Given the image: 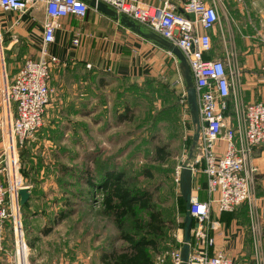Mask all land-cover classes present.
Segmentation results:
<instances>
[{
	"label": "rangeland",
	"instance_id": "rangeland-1",
	"mask_svg": "<svg viewBox=\"0 0 264 264\" xmlns=\"http://www.w3.org/2000/svg\"><path fill=\"white\" fill-rule=\"evenodd\" d=\"M238 4L242 7L243 46L235 45L234 54L239 61L254 57L257 49L264 55V0H239ZM41 14L39 21L44 19V10ZM0 15L8 13L0 10ZM1 31L2 59L9 78L36 50L21 34ZM213 49L217 52L218 45ZM11 65L15 67L12 71ZM240 67L244 71L242 64ZM163 86L120 79L81 64L54 69L46 122L16 149L21 180L32 190L30 200L21 208L30 252L23 257L20 245V264L73 263L78 255L93 261L95 255L94 264H100L102 249L126 246L118 239L113 220L103 214L101 195L87 194L82 182L84 170L93 172L104 161L124 168L132 187L149 190L152 203L167 221L165 245L183 244L184 203L174 173L189 158L194 127L182 86ZM126 104L132 110L120 122L117 113H124ZM157 148L169 154L166 161H158ZM143 170L153 177L145 176ZM80 210H85L81 216ZM63 212L71 215L53 225ZM139 217L146 220L147 214L140 212ZM49 227L53 228L49 237L42 238L41 232ZM125 229L133 232L131 220ZM0 264H19L9 228L0 233Z\"/></svg>",
	"mask_w": 264,
	"mask_h": 264
},
{
	"label": "built area",
	"instance_id": "built-area-1",
	"mask_svg": "<svg viewBox=\"0 0 264 264\" xmlns=\"http://www.w3.org/2000/svg\"><path fill=\"white\" fill-rule=\"evenodd\" d=\"M95 1L177 46L193 75L202 128L197 155L177 167L174 180L180 186L183 165L189 164L194 177L198 171L205 175L208 199L201 201L199 188L193 189L190 212L194 225L188 264H233L223 252H213L212 233L219 229V223L212 213L214 210L220 214L233 213L242 205L249 212L256 262L261 264L256 208L262 199L254 191L258 168L252 159L255 150L264 147V103H241L237 94L241 68L234 52H227L225 58L208 56L213 50L210 32L221 21L217 1L209 4L206 0H188L182 15L177 14L169 1L162 8L140 0ZM40 2L46 19L39 54L27 59L12 78L5 74L0 29V233L11 229L19 264L20 245L23 257L30 248L26 244L18 191L23 188L31 191V187L21 180L16 149L44 126L51 98L52 68L64 64L49 52L55 42L58 21L68 16L84 19L90 9L84 0H0V10L22 15L34 10ZM83 36L78 30L73 45L79 46ZM179 84L184 103H188L183 81ZM182 246L164 252L157 258L158 264H164L167 258L172 264H181Z\"/></svg>",
	"mask_w": 264,
	"mask_h": 264
},
{
	"label": "crops",
	"instance_id": "crops-1",
	"mask_svg": "<svg viewBox=\"0 0 264 264\" xmlns=\"http://www.w3.org/2000/svg\"><path fill=\"white\" fill-rule=\"evenodd\" d=\"M140 1L157 8H162L165 2L169 1L177 14L182 15L188 0ZM206 1L209 4H214L217 1L221 17L220 23L210 32L212 46L217 44L219 50L215 52V49H213L208 56L212 59L217 56L225 58L227 52H233L236 46L237 48L243 46L240 34L242 22L241 18L239 19L242 14V7L238 4L239 0ZM43 6V2H40L34 10L26 14L8 13L7 16L0 15V29L3 28L6 33L12 31L21 34L29 45L34 46L36 50L34 56L39 54L42 45L43 22L46 19ZM43 10L44 19L39 21ZM17 21L19 22L15 24ZM58 23L59 27L56 30L55 42L49 47V52L63 62L64 66L81 64L87 67L90 65L91 68L105 71L117 78L140 83L150 82L171 86L178 85L181 80L183 83L185 81L184 73L180 70V63L165 47L135 33L91 6L84 19L68 16L61 18ZM78 30H81L85 36L81 38L79 46H74L72 41ZM263 56L260 50L257 49L254 52V57L246 56L240 60L241 63L239 57H237L239 65L242 64V67H244V71L241 70L237 93L242 104L264 103ZM14 69L15 67L11 65V71ZM15 74H11L9 78H12ZM185 85L186 82L184 83L186 89ZM48 114L49 111L46 115L48 116ZM1 118L2 111L0 108V121ZM252 164L258 168L254 191L262 199V202L256 208V214L260 228L259 256L261 264H264V147L255 150ZM205 186L206 177L198 171L194 177L193 189L199 188L197 194L201 201L208 199ZM30 194L32 195V190ZM88 206L86 205V208H89ZM84 211L80 210V216ZM87 215H91V213ZM212 217L219 223V229L212 233L215 238L213 252H223L232 260L233 264H257L247 207L242 205L233 213L220 214L214 210ZM49 235H42V238H48ZM175 246L181 247L177 243ZM175 246L170 243L165 245L164 242L160 252H152L153 264H158L157 258ZM114 249L107 247L101 250L100 255L97 253L99 263L103 264L102 259L106 253L112 252L114 254ZM93 259L96 261L95 255H93ZM94 261L91 258L87 259L78 255V261L73 263L66 261L64 264H94ZM164 264H172L171 259L167 258Z\"/></svg>",
	"mask_w": 264,
	"mask_h": 264
},
{
	"label": "trees",
	"instance_id": "trees-1",
	"mask_svg": "<svg viewBox=\"0 0 264 264\" xmlns=\"http://www.w3.org/2000/svg\"><path fill=\"white\" fill-rule=\"evenodd\" d=\"M35 57L31 58L34 59ZM53 68L51 76L54 71ZM180 68L183 73L181 66ZM163 87L167 88L166 85ZM131 110L130 106L126 104L124 113L121 115L117 113L118 120L123 122ZM168 155L164 148H157L158 161H166ZM143 171L145 176L153 177L149 170ZM84 173L86 175L82 174L81 177L84 178L83 184L88 188L87 194L96 192L101 195L100 207L103 214L113 220L119 231L118 239L126 244L125 247L114 249V254L112 252L106 253L102 259L103 264H153L152 252L161 251V246L166 238L167 221L163 212L152 203L149 190L132 187L126 170L116 166L111 161L110 163L104 161L101 165L96 166L95 171L88 170L85 172L84 170ZM26 204L21 208H24ZM140 212L147 214L146 220L139 217ZM184 213H186L185 203ZM61 214L62 216L55 220L53 225L57 226L71 215L64 212ZM127 220L133 222V232L125 229ZM52 230L53 228L49 227L43 230L41 235L47 236Z\"/></svg>",
	"mask_w": 264,
	"mask_h": 264
},
{
	"label": "water",
	"instance_id": "water-1",
	"mask_svg": "<svg viewBox=\"0 0 264 264\" xmlns=\"http://www.w3.org/2000/svg\"><path fill=\"white\" fill-rule=\"evenodd\" d=\"M84 1L87 2L88 5L94 8L95 10L125 25L126 27L134 31L135 33L143 37H146L150 40H153L157 42L159 45H161L162 47H165L169 51V53L178 60V62L180 63L183 69V73H184L188 105H189V110L191 114L192 124L194 127L193 143L190 149V155H189L188 160L193 159L194 151L197 147V144L200 138L202 126H201V120H200V114H199L197 91L194 85V78L191 73L190 67L187 63V60L184 57L181 50L177 46L169 43L168 41L161 38L157 34L149 31L148 29H146L139 23L135 22L134 20L124 15L117 14L109 6L103 3H100V2L97 3L95 0H84ZM193 183H194L193 169L189 164H185L183 165V168L181 171V178H180V192H181L182 199L185 203V209H186V213L184 217V234H183L184 236H183V246L181 250V260H182L181 264H188L189 258H190V244L192 240V230H193V225H194V220L190 212L191 199H192V193H193ZM18 195L20 197L21 206H24L30 200V197H31L29 188L20 189L18 191Z\"/></svg>",
	"mask_w": 264,
	"mask_h": 264
}]
</instances>
